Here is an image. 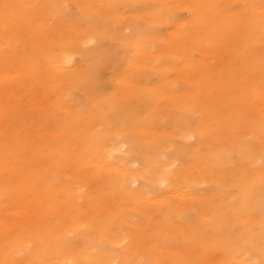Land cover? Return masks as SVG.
Returning <instances> with one entry per match:
<instances>
[{
  "label": "bare ground",
  "instance_id": "obj_1",
  "mask_svg": "<svg viewBox=\"0 0 264 264\" xmlns=\"http://www.w3.org/2000/svg\"><path fill=\"white\" fill-rule=\"evenodd\" d=\"M77 1L79 19L70 0H0V264H264V93L254 118L228 103L232 113L217 119L226 109L217 79L191 63L205 21L231 18V0H175L200 19L176 22L165 52L150 26L178 13L157 0L145 25L127 21L131 36L111 34L122 56L105 48L102 28L136 0ZM247 3L264 10V0ZM252 14L249 37L261 41L264 15ZM251 50L248 62L256 56L264 70V52ZM173 54L184 69L148 85ZM107 70L119 76L111 89ZM180 77L195 79L187 97ZM167 136L190 144L165 145ZM209 183L216 195L204 193Z\"/></svg>",
  "mask_w": 264,
  "mask_h": 264
},
{
  "label": "rangeland",
  "instance_id": "obj_2",
  "mask_svg": "<svg viewBox=\"0 0 264 264\" xmlns=\"http://www.w3.org/2000/svg\"><path fill=\"white\" fill-rule=\"evenodd\" d=\"M247 1L252 0H231L229 4H225L223 7L224 11L230 15L231 18H227L221 12L216 15L214 20L205 21V27H203L202 31V40L199 41L198 48L196 47V52L192 54V64H202L205 72L208 70L210 79L213 80L215 84V80L217 79L218 85L215 87V91L218 93L215 96H223L224 103L222 106H225V111L221 112L218 117H222L225 113H232L228 103H238L240 108L244 110V116L247 118H254L256 113L253 110L254 98L255 94L258 93L262 95L264 93V70L258 69L256 71V67L260 66V62L258 58L255 56L254 60H252L254 65L251 66V49L257 50L259 52H264V38L260 41L250 38L249 27H248V16L249 14L261 18L264 15L263 9H251L252 7L247 3ZM258 2V0H253V2ZM160 5L162 8H167L169 10H177L176 16H169L166 20L161 21L151 25L150 27H155L157 33L151 35V41L156 43L159 47L160 52H165L167 46V41L173 36L174 32H176L177 26L176 22H191L195 23L199 18L198 14H194V12L190 11L188 5L178 4L175 0H163ZM127 8H122L123 13H118L117 24L112 29L102 28L103 42L105 44V48H109L115 46L122 56L126 48L121 40H117L116 44L113 42V37L111 34H122L125 37L131 36L133 31L128 27L127 21L138 22L141 26L145 25L144 21H146L154 12L159 11V2L157 0H136L131 3H127ZM207 10H210L212 5L206 4ZM70 13L76 18L79 19L81 12V5L77 0H70ZM193 14V15H192ZM227 18V19H225ZM158 21L155 20V22ZM190 23V24H191ZM83 24V23H81ZM172 38V39H173ZM171 39V40H172ZM249 39V40H248ZM248 41V42H247ZM249 41L253 42L254 47L250 48ZM97 44V41L94 40L91 42L90 47H93ZM76 64L82 63V58L80 55L75 56ZM159 74L152 75L148 80L147 84L152 86H158L164 81H168L174 78V71L177 69L183 68L180 64V60L177 54H173L170 56L167 61L164 60L162 63ZM212 68L213 70H211ZM184 69V68H183ZM124 71V70H123ZM130 70L126 72H122L121 75H129ZM229 75L225 80L227 81V85H222L219 78L223 75ZM105 84L108 85V89L114 87V82L116 79H119V76H116L110 70L105 71L103 75ZM29 80V79H28ZM33 82V79L30 80ZM195 81V79H185L184 77H180L178 80V90L177 92L184 94V96H189L192 90L191 82ZM30 82H26V87L28 88ZM41 84H39L40 86ZM39 86L37 88H39ZM176 88V87H175ZM213 88L208 87V91L211 93ZM34 93V91H33ZM78 96H81L82 92H76ZM83 96V95H82ZM21 99V96H19ZM156 98L154 103H157V106L161 104V100L159 97H151ZM50 100H47V105ZM31 104V103H30ZM28 104L25 107L24 117L33 118L37 115L39 110L35 109L38 107H33L32 104ZM219 108L215 106V110ZM188 110L194 113L196 117H203V113L199 110H196L194 107H189ZM194 110V111H193ZM168 124L166 120H162V130H166L165 126ZM23 126V121L19 123V128ZM38 128V127H37ZM161 129V128H160ZM150 134L149 136H151ZM254 135V134H253ZM260 135L258 133L255 134ZM253 137V136H252ZM250 137V139H252ZM176 140L177 147L180 148L182 146L189 145L190 143L184 142L181 139H173L171 136H167L165 140V145L169 144L170 141ZM190 142H195V138H191ZM254 143L257 147L261 146L262 141L254 138ZM233 160L237 161V153L234 152ZM264 159L258 160L259 165L263 164ZM180 162H177L176 165H179ZM165 188V185L161 187V190ZM204 193L208 194V196L216 195L217 193V183H209L203 186ZM232 193V191H231ZM168 194L163 193L162 196H167ZM135 215V214H134ZM193 215V214H192ZM195 217V215H193ZM136 221H142L141 217L137 215L133 217ZM131 233H136V228H131ZM143 238V237H142ZM144 261V260H143Z\"/></svg>",
  "mask_w": 264,
  "mask_h": 264
}]
</instances>
